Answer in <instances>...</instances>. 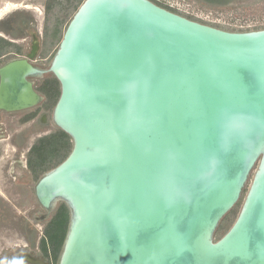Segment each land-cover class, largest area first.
Masks as SVG:
<instances>
[{
    "label": "water",
    "instance_id": "water-1",
    "mask_svg": "<svg viewBox=\"0 0 264 264\" xmlns=\"http://www.w3.org/2000/svg\"><path fill=\"white\" fill-rule=\"evenodd\" d=\"M64 32L47 69L73 147L35 184L47 219L70 210L56 264H264V28L84 0ZM32 58L0 69V108L42 99Z\"/></svg>",
    "mask_w": 264,
    "mask_h": 264
},
{
    "label": "flooded vegetation",
    "instance_id": "flooded-vegetation-1",
    "mask_svg": "<svg viewBox=\"0 0 264 264\" xmlns=\"http://www.w3.org/2000/svg\"><path fill=\"white\" fill-rule=\"evenodd\" d=\"M196 1L202 2L203 0ZM205 1H217L221 3L226 0ZM189 3L192 2L189 1ZM21 7L23 11H31V14L16 16L11 19L13 22L11 24L8 23L6 25L7 28L3 29L5 34H0V37L11 43L4 46L0 41V51L1 47L4 46L6 48L3 53H0V69L15 60H19V64L26 65L27 62L25 59L33 57L30 61L35 67L39 68L42 74H37L38 77H31L30 80L33 82L36 91L42 96V99H40L41 102L36 101L38 105L36 104L32 107L16 111H13L9 107V103H1L0 182L3 183L6 189L9 186H12L15 190L19 189V194L22 197L24 195L32 196L35 199L36 204L32 217L36 224L42 225V231H39L41 236L37 237L38 228L34 225L30 226L27 224L29 234L25 235L26 239L23 241V246H19L16 250L12 251L6 250L4 255L0 257V264L19 263V261H15L19 257L22 259L20 264H56L57 261H55L53 255L48 256L42 249L41 239L45 227L52 220L58 209L65 203H61L52 214V217L47 219L46 209L36 198L35 184L44 173L50 171L58 164L53 168L45 170L38 176L37 172L30 165L29 155L33 145L40 137L55 133L58 130L52 116L57 103L55 96H53V90L58 79L47 69L56 52L57 46H54L52 51L47 55H43V51L47 47L48 37L46 34L48 22L46 0L42 3L43 10L40 9V11L35 8L33 10V8H29L28 6ZM2 28L0 26L1 30ZM29 116L31 117L28 119ZM6 146L11 148V155L9 156L4 155Z\"/></svg>",
    "mask_w": 264,
    "mask_h": 264
},
{
    "label": "rangeland",
    "instance_id": "rangeland-1",
    "mask_svg": "<svg viewBox=\"0 0 264 264\" xmlns=\"http://www.w3.org/2000/svg\"><path fill=\"white\" fill-rule=\"evenodd\" d=\"M44 0H0V34L4 33L3 29L7 28L8 23H12L11 19L16 16L28 15L30 12L23 11L21 6H28L33 10L42 8ZM190 4V12L195 13L197 20L203 21L220 28L233 31H246L264 28V12L260 8L264 4V0H226L218 3L217 1H196L186 0ZM17 4V6L6 13H2L6 6ZM22 8V9H21ZM35 8V9H34ZM61 8V9H60ZM66 7H55L47 22V47L43 51V55H47L54 46H59L60 41L65 33V28L71 19L67 13L71 14L72 10ZM36 12V11H35ZM66 20V21H64ZM10 21V22H9ZM9 24V25H10ZM5 34V33H4ZM34 146V145H33ZM5 156L11 155V148L5 147ZM32 153V152H31ZM31 156V154L29 155ZM52 162H57L53 159ZM60 164V163H59ZM34 169V168H33ZM35 172L38 169H34ZM19 189L15 190L12 186L7 189L0 182V257L4 255L6 250H16L19 246H23L25 235L29 234L27 224L34 225L38 228L37 237L41 236L42 225L36 224L33 220L32 213L35 209L36 201L32 196H21ZM245 195L240 202L233 208L230 214L223 220L218 232L217 238L231 227L236 220L240 207ZM34 200V202H33ZM26 224V225H25ZM39 234V235H38Z\"/></svg>",
    "mask_w": 264,
    "mask_h": 264
},
{
    "label": "trees",
    "instance_id": "trees-1",
    "mask_svg": "<svg viewBox=\"0 0 264 264\" xmlns=\"http://www.w3.org/2000/svg\"><path fill=\"white\" fill-rule=\"evenodd\" d=\"M83 1L84 0H46L47 17L49 18L52 13V10L58 6L63 8L67 6L66 11H68L67 9H70L72 10V12L71 14L67 13V16L65 18L67 19L70 16L72 17ZM153 1L166 8H170L169 6L159 2L158 0ZM260 8H263L264 12V4ZM173 10L176 11L175 9ZM184 15L195 20H197L198 18V16H196L195 14ZM0 41L4 46L7 44H11L8 40L2 37H0ZM4 46L1 47L0 53H3L6 50ZM56 82L57 84L54 86L55 91L53 90V96H55V101H57L61 93L58 80ZM30 117L31 116H29L28 119ZM72 147L73 142L71 136L65 131L58 128L55 133L42 136L36 141V143L32 147V153L30 152V165L32 168L36 170L38 169L39 173L37 171V175L39 176L45 170L53 168L57 164L61 163L69 155L72 150ZM53 159H57V162H52ZM69 221L70 210L66 204H63L58 209L49 224L45 227L44 234L41 239V247L48 254V256L53 255L55 261H57L59 254L62 250L64 240L68 232Z\"/></svg>",
    "mask_w": 264,
    "mask_h": 264
},
{
    "label": "built area",
    "instance_id": "built-area-1",
    "mask_svg": "<svg viewBox=\"0 0 264 264\" xmlns=\"http://www.w3.org/2000/svg\"><path fill=\"white\" fill-rule=\"evenodd\" d=\"M158 1L169 6L171 10L175 9L179 13L195 14L193 12H190V10H191L190 4H189V2L186 3L185 2L186 0H158Z\"/></svg>",
    "mask_w": 264,
    "mask_h": 264
},
{
    "label": "bare ground",
    "instance_id": "bare-ground-1",
    "mask_svg": "<svg viewBox=\"0 0 264 264\" xmlns=\"http://www.w3.org/2000/svg\"><path fill=\"white\" fill-rule=\"evenodd\" d=\"M16 6H17V4H14V5H13V4H12V5H9V4H8V6L5 7V9L3 10L2 13H3V14L6 13V12L10 11L11 9L15 8ZM26 7H27V6H26ZM29 8H30V7H29ZM36 9H37V8H36Z\"/></svg>",
    "mask_w": 264,
    "mask_h": 264
},
{
    "label": "clouds",
    "instance_id": "clouds-1",
    "mask_svg": "<svg viewBox=\"0 0 264 264\" xmlns=\"http://www.w3.org/2000/svg\"><path fill=\"white\" fill-rule=\"evenodd\" d=\"M170 9V8H169ZM177 12V11H176ZM182 14V13H181ZM184 15V14H183Z\"/></svg>",
    "mask_w": 264,
    "mask_h": 264
}]
</instances>
